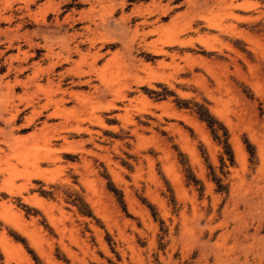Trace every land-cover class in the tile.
<instances>
[{
  "label": "rangeland",
  "instance_id": "obj_1",
  "mask_svg": "<svg viewBox=\"0 0 264 264\" xmlns=\"http://www.w3.org/2000/svg\"><path fill=\"white\" fill-rule=\"evenodd\" d=\"M82 2L0 0V264H264V0Z\"/></svg>",
  "mask_w": 264,
  "mask_h": 264
},
{
  "label": "crops",
  "instance_id": "obj_2",
  "mask_svg": "<svg viewBox=\"0 0 264 264\" xmlns=\"http://www.w3.org/2000/svg\"><path fill=\"white\" fill-rule=\"evenodd\" d=\"M69 1L73 2V4H69L66 8H64L62 6L60 7V13L58 15V20H61V18L64 16V14L67 13V12H69L71 9L74 10L75 12H77V11H80L82 9L88 8V3L82 2V3L76 4L77 2H79V0H69ZM173 5H175V4H173ZM6 13L7 14H5V13L4 14L5 15L12 14V11L6 12ZM73 15H74V17H76L77 16V13L76 14L74 13ZM50 19L52 20L53 19V16ZM26 23H28V22H26L24 19L15 17L9 23L0 21V29H4V28L10 29L14 25L20 24V27L17 29V33L18 34H21L23 32H26L25 35L27 37H29V39H30L31 42H33V43L37 42V43L41 44L42 43V39L41 38H38V37H35L34 35H32L33 32L36 30L35 29L36 25L26 26ZM85 24H87V21H85V20L84 21H76V24L72 28H68L66 30V32L67 33H71L72 31H81V28L80 27H82ZM107 25H108L109 28H111L110 27L111 24H107ZM112 27H115V25L113 24ZM60 30L63 31V29H60ZM5 36H6L5 33L4 34H2V33L0 34V43H3L2 44V49H0V51H2L3 56H4V54L6 52H8L7 49L4 48ZM108 47H110V45ZM108 47L103 48L102 52L108 50ZM38 49L39 48H35V47L34 48H31V47H29L26 44V42L22 39V41H20V43H18V50H14V53L13 52H8L9 54H5V56L3 58H6L7 55H16V54L18 55V58H19L20 54L18 53V51L28 50V52L30 54H33V55L31 57H28L24 61H18V60L15 61L16 64H14V65L16 67H22L23 68V70L21 71L20 74H14V73H12V71L9 72V73H7V74H5V70H6V67L7 66H5V65L0 66V70L4 67V70H1L0 71V81H1V83H3L5 80L11 81L14 76L16 77V79H19V80H23L26 76H28L30 74V72H29V70H30L29 69L30 68L29 67L30 66V63L32 61V58L34 57L35 51L38 50ZM15 62H12V63H15ZM66 67L67 66H63V64H62L60 66H56L54 68V71H55V73H59V72L63 71V69L66 68ZM58 78H59L58 75L54 76V79H58ZM64 79H65V83H68L71 80H73V77L67 76V77H64L63 80ZM29 89L30 88H28V90ZM12 93H13V95H15V93H22V90H20V88H15V89H13ZM22 105L23 104H20V106H19L20 109L22 108Z\"/></svg>",
  "mask_w": 264,
  "mask_h": 264
},
{
  "label": "bare ground",
  "instance_id": "obj_3",
  "mask_svg": "<svg viewBox=\"0 0 264 264\" xmlns=\"http://www.w3.org/2000/svg\"><path fill=\"white\" fill-rule=\"evenodd\" d=\"M248 8V6H245V9H247ZM157 30H159V29H157ZM159 32V31H158ZM178 41V40H177ZM182 41V40H181ZM181 41H179L178 43V46L179 47H185L186 45H188L189 44V42H187V43H184V42H182V43H180ZM174 41H172V45H176V44H174L173 43ZM192 42V41H191ZM146 45V44H145ZM208 46V45H207ZM150 51H151V53L153 54V55H156V56H158V55H169V53L167 52V51H164L161 47H159L158 45H157V43L156 42H152L151 43V46H150ZM150 51H147V52H150ZM170 56L173 58L175 55L174 54H170ZM141 84H145V85H150V80H142L141 81ZM113 105V104H112ZM114 106H109V107H107V109H109V108H113ZM65 151L67 152V153H69V152H71V149L69 148V147H66V149H65ZM39 199V198H38ZM41 199V198H40ZM37 200V199H36ZM42 201H44L43 199H41ZM4 203V202H3ZM43 205L45 206V204L43 203ZM1 206V205H0ZM2 206H5L6 207V210L12 215V218H10V223L17 229V230H19V231H23V229H22V227L24 226V224H22L21 223V215L20 214H18V213H16L14 210H13V208H12V206L11 205H6L5 203L4 204H2ZM43 207V206H42ZM1 208V207H0ZM4 210H5V208H4ZM6 211V212H7ZM9 220V219H8ZM22 226V227H21ZM5 238V237H4ZM7 238H5V240H6ZM3 241H4V239H3ZM2 241V242H3ZM1 242V241H0ZM1 242V244H2V250H6V247H7V250H9V248H10V244L9 243H7V241H4L3 243ZM9 244V247L7 246ZM3 252H5V251H3ZM6 253V252H5ZM7 253H9L8 251H7ZM6 253V254H7Z\"/></svg>",
  "mask_w": 264,
  "mask_h": 264
}]
</instances>
